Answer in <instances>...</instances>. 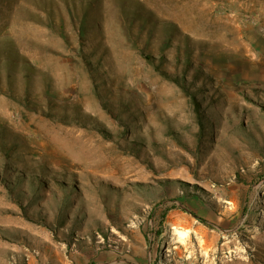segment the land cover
<instances>
[{
    "label": "rangeland",
    "instance_id": "obj_1",
    "mask_svg": "<svg viewBox=\"0 0 264 264\" xmlns=\"http://www.w3.org/2000/svg\"><path fill=\"white\" fill-rule=\"evenodd\" d=\"M0 264H264V0H0Z\"/></svg>",
    "mask_w": 264,
    "mask_h": 264
},
{
    "label": "bare ground",
    "instance_id": "obj_2",
    "mask_svg": "<svg viewBox=\"0 0 264 264\" xmlns=\"http://www.w3.org/2000/svg\"><path fill=\"white\" fill-rule=\"evenodd\" d=\"M184 220V221H183ZM181 227H185V226H187V227H189L190 228V226H191V222L188 220V219H186V218H184V219H182V217L179 219V220H177V222L175 221V223H174V225H173V229L175 230V233H177L178 234V237H183L184 238V236L186 235V232H188L189 231V229H187V230H185V231H182V230H180V226ZM206 227V226H205ZM207 237V236H206ZM182 239V238H181ZM200 243V242H199Z\"/></svg>",
    "mask_w": 264,
    "mask_h": 264
}]
</instances>
